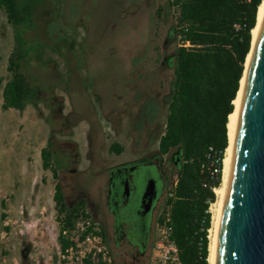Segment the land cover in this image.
<instances>
[{"label": "rangeland", "instance_id": "374dc122", "mask_svg": "<svg viewBox=\"0 0 264 264\" xmlns=\"http://www.w3.org/2000/svg\"><path fill=\"white\" fill-rule=\"evenodd\" d=\"M32 1L26 45L0 9V264H59L56 182L72 185L75 198L99 197L105 169L138 156L161 111L165 124L173 79L165 57L175 44L158 14L167 0ZM16 47L43 93L23 110L2 107ZM114 141L123 154L110 150ZM49 142L62 155L59 178L43 168Z\"/></svg>", "mask_w": 264, "mask_h": 264}, {"label": "trees", "instance_id": "16d2710c", "mask_svg": "<svg viewBox=\"0 0 264 264\" xmlns=\"http://www.w3.org/2000/svg\"><path fill=\"white\" fill-rule=\"evenodd\" d=\"M262 1L167 0L166 6L158 10L159 16L169 24L168 33L175 47L165 57V62L173 68V79L168 113L157 141L162 154L180 150V163L169 180L168 190L177 181L172 204L173 238L184 264H209L206 232L199 235L195 232L201 225L212 226V215L207 210L217 199L213 188L221 185L223 174L220 171L218 178L212 176L207 150L211 145L223 150L229 145V115L235 108L234 99L240 89ZM34 3L0 0V9L16 36L24 39L23 45L27 44L26 27L34 23ZM20 51L14 48L8 58L3 109L23 110L28 103L42 101V89L37 81L30 79L25 67L27 60ZM3 81L0 78V84ZM64 117L67 119L68 115ZM110 150L120 154L123 145L114 141ZM41 156L43 168L59 178L60 152L49 142L42 148ZM54 200L60 224V247L65 250L72 242L64 231L73 229L80 211L88 206L85 199H78L73 205L66 202L60 181L55 184ZM2 206H6L5 200ZM6 216L5 212L1 214L3 219ZM153 243L146 254L130 256L119 263L149 264ZM113 262L118 263L115 258Z\"/></svg>", "mask_w": 264, "mask_h": 264}, {"label": "water", "instance_id": "95a60500", "mask_svg": "<svg viewBox=\"0 0 264 264\" xmlns=\"http://www.w3.org/2000/svg\"><path fill=\"white\" fill-rule=\"evenodd\" d=\"M214 264H264V17L240 101Z\"/></svg>", "mask_w": 264, "mask_h": 264}, {"label": "flooded vegetation", "instance_id": "af4514ba", "mask_svg": "<svg viewBox=\"0 0 264 264\" xmlns=\"http://www.w3.org/2000/svg\"><path fill=\"white\" fill-rule=\"evenodd\" d=\"M161 113L147 126L146 144L138 156L105 169L107 181L103 195L95 197L79 192L76 193L79 198H75L72 185L64 188L66 202L71 205L78 199L86 200L115 260L134 258L149 250L155 239L156 218L166 199L169 180L180 163L179 149L167 154L160 151L157 138L163 127ZM75 151L73 148L71 152ZM69 160L71 164L77 162V158L69 157ZM73 169L77 170L74 166ZM135 201L139 202L137 209ZM136 210L139 220L134 218Z\"/></svg>", "mask_w": 264, "mask_h": 264}, {"label": "built area", "instance_id": "2783aa9c", "mask_svg": "<svg viewBox=\"0 0 264 264\" xmlns=\"http://www.w3.org/2000/svg\"><path fill=\"white\" fill-rule=\"evenodd\" d=\"M226 149L209 146L207 159L212 176L218 178L220 171L223 174ZM177 184L175 182L174 186ZM207 185V184H205ZM174 186L167 190L166 199L161 205L155 223V239L150 252L149 264H184L180 248L173 238L172 204L175 197ZM215 190V188H213ZM210 203L207 212L212 215ZM210 227L203 225L197 228L195 234L206 232L210 241ZM65 236L72 242L71 245L59 250V264H114L106 245L99 223L93 218L88 208L80 211L75 219L74 227L64 231ZM202 236L199 237V245Z\"/></svg>", "mask_w": 264, "mask_h": 264}, {"label": "bare ground", "instance_id": "6f19581e", "mask_svg": "<svg viewBox=\"0 0 264 264\" xmlns=\"http://www.w3.org/2000/svg\"><path fill=\"white\" fill-rule=\"evenodd\" d=\"M264 17V0L260 4L258 8V14H257V23L256 26L253 28L252 31V44H251V50L247 56L246 62H245V70L243 73V76L240 81V89L238 91V94L236 98L234 99V111L229 115V120H228V135H229V145L227 147V153L224 159V165H223V176H222V183L219 187L215 189L216 194H217V199L212 205V226L210 229V241H209V264H214V251H215V240H216V233H217V228H218V223L220 220L221 212H222V207H223V202H224V197H225V192H226V187H227V182H228V175H229V168H230V160H231V153H232V146H233V139H234V133H235V127H236V121H237V116H238V111H239V106H240V101L242 97V92H243V87H244V82H245V77L246 73L248 70L249 62L252 56V52L255 46V42L262 24V20Z\"/></svg>", "mask_w": 264, "mask_h": 264}, {"label": "crops", "instance_id": "0c3cea01", "mask_svg": "<svg viewBox=\"0 0 264 264\" xmlns=\"http://www.w3.org/2000/svg\"><path fill=\"white\" fill-rule=\"evenodd\" d=\"M120 154H123V151L120 153ZM121 163V162H120ZM118 164V163H117Z\"/></svg>", "mask_w": 264, "mask_h": 264}]
</instances>
